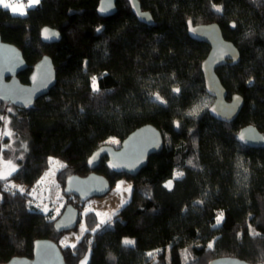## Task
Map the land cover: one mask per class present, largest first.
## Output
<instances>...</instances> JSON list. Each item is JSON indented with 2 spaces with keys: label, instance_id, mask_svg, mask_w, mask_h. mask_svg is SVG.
Returning a JSON list of instances; mask_svg holds the SVG:
<instances>
[{
  "label": "trees",
  "instance_id": "obj_1",
  "mask_svg": "<svg viewBox=\"0 0 264 264\" xmlns=\"http://www.w3.org/2000/svg\"><path fill=\"white\" fill-rule=\"evenodd\" d=\"M99 1L40 0L23 16L0 5L1 41L17 47L27 64L19 81L28 83L44 55L56 72L55 86L30 109L0 100V117L14 138L12 154L19 156L16 172L0 180V264L31 258L34 241L57 243L64 233L53 229L64 208L51 219L30 203L51 159L60 164L56 179L63 190L67 176L91 172L87 159L97 148L117 149L145 125L161 132L162 152L134 178L100 161L94 172L111 186L121 177L132 181L130 200L99 229L88 212L81 239L61 249L65 264H79L88 253L87 264H209L219 257L263 264L264 147H245L235 137L246 126L264 137V0H137L151 25L137 20L127 0H116L117 12L102 18ZM187 21L217 23L239 52L236 65L216 70L228 99H243L231 123L208 113L213 99L200 66L209 46L188 36ZM45 26L60 33L59 43L41 42ZM111 138L115 145L107 142ZM177 172L183 175L173 179ZM169 180L171 189L164 186ZM9 182L24 192L6 191ZM67 198L80 212L83 204Z\"/></svg>",
  "mask_w": 264,
  "mask_h": 264
},
{
  "label": "water",
  "instance_id": "obj_2",
  "mask_svg": "<svg viewBox=\"0 0 264 264\" xmlns=\"http://www.w3.org/2000/svg\"><path fill=\"white\" fill-rule=\"evenodd\" d=\"M127 1L139 22L146 25L153 23L150 13L142 11L137 0ZM96 12L102 18L113 16L117 12L116 0H100ZM142 14H146L150 19L144 18ZM186 25L187 34L192 40L209 46V52L200 66L205 92L213 99L208 113L218 121L231 123L239 115L243 99L238 94H233L228 99L216 70L223 66L236 65L240 59L239 52L231 42L223 38L217 23L194 25L187 21ZM232 25L231 23V28H233ZM45 29L56 35L45 38ZM190 29H196V31L193 32ZM40 40L43 44H56L60 42L61 35L57 30L45 26L40 30ZM26 69L27 64L21 51L11 44L2 42L0 37V100L22 110L30 109L56 84V72L49 56H42L33 66L28 83L22 84L18 75ZM241 136H244L243 140L240 139ZM235 139L251 149L264 147L263 135L253 126L243 127ZM163 148L161 132L151 125L142 126L122 140L117 149L107 144L97 148L87 159V167L91 172L84 177L67 176L64 180L63 195L77 198L79 204H84L94 197H103L111 190V184L105 177L94 172L102 159H105V165L111 172L134 178L147 166L149 158L161 153ZM79 216V210L67 204L53 222L54 231L63 233L74 230ZM4 264H65V261L57 243L49 239H39L33 243L31 258L13 257ZM209 264L262 263H249L235 257H219L210 261Z\"/></svg>",
  "mask_w": 264,
  "mask_h": 264
},
{
  "label": "rangeland",
  "instance_id": "obj_3",
  "mask_svg": "<svg viewBox=\"0 0 264 264\" xmlns=\"http://www.w3.org/2000/svg\"><path fill=\"white\" fill-rule=\"evenodd\" d=\"M4 2L16 6L18 8L20 5H23V9L25 12H27L28 9L33 8L37 5L36 4L33 5L32 7H28L29 0H21L17 4H13L7 0H4ZM0 5L3 7L2 4ZM6 9H8L14 15H18V16L25 15V14L23 15L19 14V11L14 13L11 10V8H6ZM7 125H8L7 120L4 119L3 126L0 129V172L6 171L4 168V164L7 161H11L12 164L16 167V170L18 169V166L16 165V161L19 156L12 154L14 152L13 135L12 133L11 136L4 135L5 132H11ZM3 140H5V142H3L5 143V145H2ZM112 140L115 139L111 138L107 142L109 144L115 145L116 142L115 143L110 142ZM59 167H60L59 162L56 159H51V164L48 170L39 179L35 187L30 192V203L33 209L49 215L51 219L59 215V213L64 208V205H66L69 201V198L63 195V190L61 189V186L58 180L56 179V173ZM7 185L11 190H18L20 188L24 189V187H21L13 182H9L7 183ZM11 185H15L16 187L12 188ZM131 191H132V181L128 178L121 177L114 182V184L111 186V190L107 195L103 197H94L87 200L82 205L81 210L79 212L80 220L77 223L76 228L74 230L64 232L60 236L57 242L58 247L60 249H63L65 247H71V245L73 244L75 245L81 239L83 234L86 232V227L84 224V216L88 212H93L96 215L99 223L97 229H99L102 225L110 221L112 217L115 216L122 209V207H124L129 202L131 197ZM45 206L48 209L47 212L43 211V208ZM101 221H104V223H101ZM77 237H79V239H77ZM155 253L156 252H154L153 255ZM85 259L88 263L89 253L81 260L79 264H82V261H85Z\"/></svg>",
  "mask_w": 264,
  "mask_h": 264
},
{
  "label": "snow or ice",
  "instance_id": "obj_4",
  "mask_svg": "<svg viewBox=\"0 0 264 264\" xmlns=\"http://www.w3.org/2000/svg\"><path fill=\"white\" fill-rule=\"evenodd\" d=\"M39 3H40V0H29L28 7H32L33 5H36V4H39ZM0 4H2L4 8H11V10L14 13H16V12L19 11V14H21V15L26 14V12L23 9V5H20L19 8H18L16 6L11 5V4L5 3L4 0H0ZM213 7L215 8V11L216 12L222 11L221 8H219V7L215 6V5H213ZM142 15L144 16V18L150 19V17H147L146 14H142ZM189 24H191V21H189ZM232 26L235 27V25H232ZM190 30L193 31V32L196 31V29H190ZM44 33H45V38H48L49 36H55L56 35L55 33H49V30L48 29H45L44 30ZM234 58L235 57H233V59ZM92 87H93V91H98L99 90L98 87H97V81H96V78L95 77L92 78ZM176 91H179V89H176ZM156 100H161V98L159 96H156ZM236 101L237 102L239 101V98L238 97L236 98ZM161 103H163L162 100H161ZM9 111H11V109H9ZM192 114H195V110H194V112ZM0 119H4V117H0ZM177 126H179V125H177ZM4 135L11 136V132H5ZM240 139L243 140L244 139V136H241ZM110 142L115 143L117 141L112 140ZM90 163H91V161H90ZM4 168H5L6 171L0 172V180H7L8 176H10L13 172H16V167L12 164L11 161L5 162ZM182 175H183V173L177 172V173H175V176L173 177V179L179 178ZM172 183H173L172 180H169V181L166 182V184L164 186L166 188L171 189L172 188ZM11 187L12 188H15L16 186L15 185H11ZM5 190L6 191L9 190V186L8 185H5ZM18 191L20 193H23L24 192V189L23 188H20V189H18ZM13 194H15V193H13ZM43 211L44 212H47L48 211V209H47L46 206L43 208ZM97 215H99V214H97ZM222 220H223V213H220L217 216V218H216V223L219 224ZM101 223H104V221H101ZM77 239H79V237H77ZM123 243L125 245H132V244H134V241L129 240V239H125L123 241ZM71 247L74 248L75 245L73 244V245H71ZM208 247L211 248L212 247V244H209ZM148 255L149 256H152L153 253H149ZM82 264H87L86 259H85V261H82Z\"/></svg>",
  "mask_w": 264,
  "mask_h": 264
},
{
  "label": "built area",
  "instance_id": "obj_5",
  "mask_svg": "<svg viewBox=\"0 0 264 264\" xmlns=\"http://www.w3.org/2000/svg\"><path fill=\"white\" fill-rule=\"evenodd\" d=\"M7 1H9V2H11V3H13V4H17V3H19L21 0H7Z\"/></svg>",
  "mask_w": 264,
  "mask_h": 264
}]
</instances>
